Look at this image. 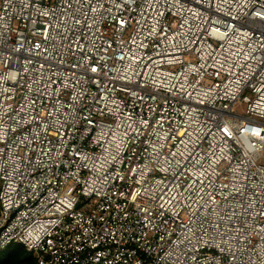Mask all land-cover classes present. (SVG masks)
<instances>
[{"label": "built area", "instance_id": "2783aa9c", "mask_svg": "<svg viewBox=\"0 0 264 264\" xmlns=\"http://www.w3.org/2000/svg\"><path fill=\"white\" fill-rule=\"evenodd\" d=\"M14 242L37 264H264V0H0Z\"/></svg>", "mask_w": 264, "mask_h": 264}, {"label": "trees", "instance_id": "16d2710c", "mask_svg": "<svg viewBox=\"0 0 264 264\" xmlns=\"http://www.w3.org/2000/svg\"><path fill=\"white\" fill-rule=\"evenodd\" d=\"M0 264H37V262L22 244L14 242L0 249Z\"/></svg>", "mask_w": 264, "mask_h": 264}, {"label": "rangeland", "instance_id": "374dc122", "mask_svg": "<svg viewBox=\"0 0 264 264\" xmlns=\"http://www.w3.org/2000/svg\"><path fill=\"white\" fill-rule=\"evenodd\" d=\"M244 110H245V104L242 102H236L233 105V111H235L238 114H244Z\"/></svg>", "mask_w": 264, "mask_h": 264}]
</instances>
